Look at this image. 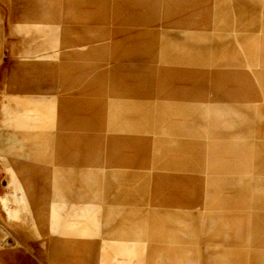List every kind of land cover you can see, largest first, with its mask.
<instances>
[{
	"label": "rangeland",
	"instance_id": "374dc122",
	"mask_svg": "<svg viewBox=\"0 0 264 264\" xmlns=\"http://www.w3.org/2000/svg\"><path fill=\"white\" fill-rule=\"evenodd\" d=\"M0 264H264V0H0Z\"/></svg>",
	"mask_w": 264,
	"mask_h": 264
},
{
	"label": "built area",
	"instance_id": "2783aa9c",
	"mask_svg": "<svg viewBox=\"0 0 264 264\" xmlns=\"http://www.w3.org/2000/svg\"><path fill=\"white\" fill-rule=\"evenodd\" d=\"M2 175V164H1V161H0V177Z\"/></svg>",
	"mask_w": 264,
	"mask_h": 264
}]
</instances>
